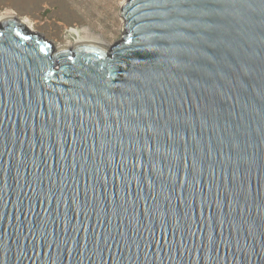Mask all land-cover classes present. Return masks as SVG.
I'll return each instance as SVG.
<instances>
[{"label":"water","instance_id":"95a60500","mask_svg":"<svg viewBox=\"0 0 264 264\" xmlns=\"http://www.w3.org/2000/svg\"><path fill=\"white\" fill-rule=\"evenodd\" d=\"M111 46L0 21V264H264V0H125Z\"/></svg>","mask_w":264,"mask_h":264},{"label":"rangeland","instance_id":"374dc122","mask_svg":"<svg viewBox=\"0 0 264 264\" xmlns=\"http://www.w3.org/2000/svg\"><path fill=\"white\" fill-rule=\"evenodd\" d=\"M125 0H0L1 17L28 18L33 32L54 47L72 43L71 27H86L106 44L112 45L123 33L121 4Z\"/></svg>","mask_w":264,"mask_h":264},{"label":"bare ground","instance_id":"6f19581e","mask_svg":"<svg viewBox=\"0 0 264 264\" xmlns=\"http://www.w3.org/2000/svg\"><path fill=\"white\" fill-rule=\"evenodd\" d=\"M7 16H12V15H7ZM7 16L1 17V19L5 18ZM19 20L24 22L25 26L29 30H31V31L33 30V26L31 25V21L28 18H22ZM69 33L75 39L70 44L69 43L63 44V45H68V47L78 45V44H83V43H91V44H96V45H100L103 47H107V46L109 47V44H106L103 41H101L99 37H97L92 32H90L89 29L86 27H71V29H69Z\"/></svg>","mask_w":264,"mask_h":264}]
</instances>
